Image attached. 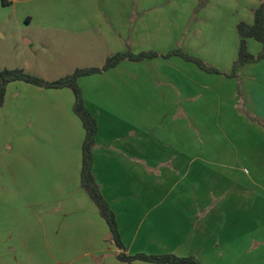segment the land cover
Masks as SVG:
<instances>
[{
  "label": "crops",
  "instance_id": "crops-1",
  "mask_svg": "<svg viewBox=\"0 0 264 264\" xmlns=\"http://www.w3.org/2000/svg\"><path fill=\"white\" fill-rule=\"evenodd\" d=\"M262 1L2 0L8 17L33 29L44 51L24 55L28 69L34 62L48 73H71L102 67L117 53L133 57L79 80L98 122L93 170L115 212L124 248L81 187L85 129L73 110V91L39 86L34 130L18 137L34 169V185L20 200L29 209H0V264H157L118 258L156 249L186 250L177 255H193L203 264H264V58L241 67L237 77L218 74L238 82L225 97L220 85L226 82H203L212 73L180 55L231 71L237 48L215 51L222 55L218 60L209 57L203 48L208 35L199 26L251 24ZM189 27H195L193 34ZM60 37L69 42V53H45ZM250 40L248 48L257 54L262 45ZM34 41L25 39L28 45ZM214 41L209 36L208 43ZM150 51L157 56L136 58ZM94 56L100 61L93 62ZM228 104L231 112L222 118L231 123L228 129L205 128L189 144V121L218 122ZM162 136L169 141L162 144L167 157L157 159L155 140ZM166 177L169 194L157 196L155 186ZM43 185L50 190L45 199ZM167 203L186 222L181 233L151 224Z\"/></svg>",
  "mask_w": 264,
  "mask_h": 264
},
{
  "label": "rangeland",
  "instance_id": "rangeland-1",
  "mask_svg": "<svg viewBox=\"0 0 264 264\" xmlns=\"http://www.w3.org/2000/svg\"><path fill=\"white\" fill-rule=\"evenodd\" d=\"M8 7L3 6L2 0H0V20L2 18L8 17ZM8 20L3 22L0 25V30L6 31V35L0 34V70L5 68L15 69L22 68L26 72L38 75L47 80H51L50 78H60L67 74L68 69H62L63 73H48V71L44 68L37 67V65L33 62L31 68H27L24 61L26 60L24 55L36 54L38 56H42L44 51L41 47L38 46V41L36 40V36L34 34L33 29L25 28L22 25H18L13 21V17L7 18ZM192 29V34L194 33L195 27H189ZM198 28V27H197ZM200 32L204 33L208 36L204 41V52H208L209 57L215 58L216 60L220 59L222 55L219 54L218 51L220 49H227L232 46L233 50H236L238 46V33L236 26H227L222 22L217 23L216 25H203L199 26ZM203 30V32H202ZM213 35L217 41L208 43L209 36ZM29 36L34 38V43L32 45H28L25 43V39ZM60 37L59 40L55 43L49 44V50H45L46 52H66L69 53V42H66ZM207 42V43H206ZM251 44L260 43L255 39L250 40ZM206 44V45H205ZM208 44H210L208 46ZM38 46V47H37ZM252 50V47H251ZM30 59V58H29ZM93 62H99L100 58L94 56L92 58ZM32 60V59H30ZM80 67V68H85ZM222 69V66L219 65ZM229 68V67H226ZM72 70V69H71ZM76 70V69H75ZM75 70L71 71L74 72ZM229 70V69H226ZM240 71V70H239ZM238 71V74H239ZM45 72V73H44ZM230 72V71H226ZM98 74V73H96ZM93 75V74H92ZM84 78V77H82ZM226 82V84H221V88L223 95L227 97L228 91L238 86V82L236 83L233 79L228 80L218 74H205L204 81L205 83L214 85L220 81ZM40 89L39 86L34 84H30L24 81H13L7 84L6 86V94H5V103L4 107L0 108V198L7 195L4 200L5 202H0V209H7L8 211H15L17 209H24L27 211L28 207L20 206V200L26 196L25 193L29 194L28 189L34 185V179L32 180V174H34V169L31 164L28 163L26 157V144H20L19 138L21 136V132L29 133L34 130V121L32 116L34 115V106L36 101V94L34 91ZM31 90V91H30ZM212 99V98H211ZM215 98H213L214 100ZM30 105H33L31 108ZM226 109L221 114V120L218 122H190L188 123V140L189 144L194 141L193 137L196 139V136L199 133L206 132V129L215 130L217 133L222 132L224 129H228L227 125H231L229 121H224L223 115H229L231 112V108ZM255 126L252 127L254 129ZM195 132V133H194ZM205 142H207L206 138H203ZM201 139H198V142L201 143ZM169 142L166 137H159L155 140L156 146V155L155 158H165L167 155L164 154L168 149L163 147V143ZM208 143V142H207ZM22 146L21 150L20 147ZM179 145H177L178 147ZM28 148V147H27ZM159 149L162 153H159ZM25 150V151H24ZM260 158H264V153L260 154ZM30 161V160H29ZM43 179H46V176H43ZM164 181V184L155 186V194L157 196H165L169 194V185L168 179ZM47 181V180H45ZM3 186V188H2ZM180 187V186H179ZM179 187L173 192L179 193ZM171 188V187H170ZM181 188V187H180ZM26 189L27 192L23 190ZM50 192V190L46 186L41 187V198L46 197V195ZM151 192V187H150ZM9 200V203H8ZM143 205L145 203H140V209L144 210ZM171 203H167L166 206H159L160 208L166 207L165 210H157L163 211L157 219H154L155 222H151L157 228L167 227L173 235H175L176 231L180 232V230L187 229V225L185 220L176 214L179 212L174 207L170 206ZM147 209V208H146ZM143 213L140 214V222L142 221ZM154 218V217H153ZM151 219H147L145 225L147 226ZM183 222V225H180ZM194 224V222H193ZM180 229V230H179ZM165 230V229H164ZM166 231V230H165ZM181 233V232H180ZM178 238H180L178 236ZM151 252L158 254L165 253H173L177 254H185L186 250L177 249L176 251L168 250H152ZM180 256V255H177Z\"/></svg>",
  "mask_w": 264,
  "mask_h": 264
},
{
  "label": "trees",
  "instance_id": "trees-1",
  "mask_svg": "<svg viewBox=\"0 0 264 264\" xmlns=\"http://www.w3.org/2000/svg\"><path fill=\"white\" fill-rule=\"evenodd\" d=\"M237 32L239 35L237 55L233 61L230 72H222L219 68L208 64L202 58L193 56L189 53L180 52V55L187 61L195 63L206 72L224 74L228 77H237L238 71L241 67L249 63L258 62L264 58V0L254 10L253 23L249 24L246 22H240L237 25ZM249 39H255L262 45L261 50L257 54L250 52L248 48ZM177 52L178 51H173L172 54H176ZM155 56H157V53L150 51L141 53L139 56H136V58L142 60L144 58H152ZM126 57L132 58L133 56L132 54H128L126 52L117 53L109 56L102 67L77 68L74 72L52 81L38 75L28 73L22 68H5L0 70V107L3 106L5 101L6 86L8 83L13 81H24L44 88L66 87L73 91V110L80 118L85 129V140L82 146L81 187L89 194L91 200L97 205L101 216L105 219L110 228L115 243L120 248H124V245L119 233L115 212L103 197L100 183L93 170V151L96 144L98 122L97 118L86 106L79 80L84 76L101 73L115 67ZM118 258L122 261L142 260L157 264H203L193 255L177 256L173 253L158 255L146 253L126 255L125 253H120Z\"/></svg>",
  "mask_w": 264,
  "mask_h": 264
},
{
  "label": "built area",
  "instance_id": "built-area-1",
  "mask_svg": "<svg viewBox=\"0 0 264 264\" xmlns=\"http://www.w3.org/2000/svg\"><path fill=\"white\" fill-rule=\"evenodd\" d=\"M7 1H9V0H7Z\"/></svg>",
  "mask_w": 264,
  "mask_h": 264
}]
</instances>
